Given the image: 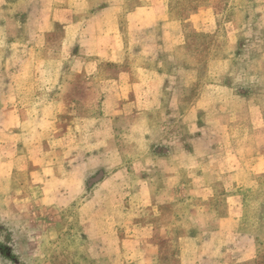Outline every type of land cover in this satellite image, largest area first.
Here are the masks:
<instances>
[{
  "label": "crops",
  "instance_id": "obj_1",
  "mask_svg": "<svg viewBox=\"0 0 264 264\" xmlns=\"http://www.w3.org/2000/svg\"><path fill=\"white\" fill-rule=\"evenodd\" d=\"M216 2L0 0V217L18 251L38 205L60 233L73 209L82 264L257 259L242 222L264 194V0Z\"/></svg>",
  "mask_w": 264,
  "mask_h": 264
},
{
  "label": "rangeland",
  "instance_id": "obj_2",
  "mask_svg": "<svg viewBox=\"0 0 264 264\" xmlns=\"http://www.w3.org/2000/svg\"><path fill=\"white\" fill-rule=\"evenodd\" d=\"M216 3L221 5V7L217 5L218 15H221L226 9L228 0H217ZM258 14L261 13L258 12ZM262 199H264V195ZM1 202L3 207L11 206L9 198L0 201V207H2ZM30 206V217L25 214L26 222L23 223L29 225L27 223L30 221L29 223L33 225V228H31V233L22 232L21 238L26 241L31 236L35 242L34 247L19 248L18 251L14 239L13 220L6 216L0 217V258L4 264H82V261H86L84 258L86 252H84V247L77 236L73 220H70L73 217L72 208L67 209L65 215L61 217L62 222L64 221L68 226L66 230L60 233L58 231V218L55 220L52 214L46 215V212L43 214L38 205ZM14 207L16 208V206ZM257 207L253 209V219L248 218L249 220L244 223V229L255 237L258 256L256 260L246 264H264V215L261 216V213L264 214V207L262 209ZM23 210L25 211L24 208ZM250 210L249 206L247 212ZM53 223H56V226H53ZM252 223H254L253 226ZM43 229L46 231L42 232ZM60 238L61 242L59 243Z\"/></svg>",
  "mask_w": 264,
  "mask_h": 264
},
{
  "label": "trees",
  "instance_id": "obj_3",
  "mask_svg": "<svg viewBox=\"0 0 264 264\" xmlns=\"http://www.w3.org/2000/svg\"><path fill=\"white\" fill-rule=\"evenodd\" d=\"M262 197L263 196H262L261 192H257L255 194H250V195L246 196V204H245L244 217H243V222H242V230L245 234L252 235V234L245 231L244 223L249 220L248 218L253 219V215H254L253 209H256L257 206H258L257 207L258 209H260V208L262 209L264 207V202H263L264 199H262ZM249 206H250L251 210L247 212V208ZM262 215H264V214L261 213V216ZM254 223H255V221H254ZM254 223H252V226Z\"/></svg>",
  "mask_w": 264,
  "mask_h": 264
}]
</instances>
